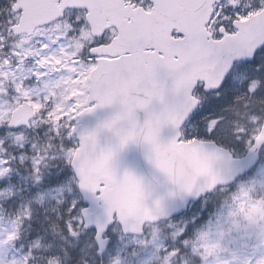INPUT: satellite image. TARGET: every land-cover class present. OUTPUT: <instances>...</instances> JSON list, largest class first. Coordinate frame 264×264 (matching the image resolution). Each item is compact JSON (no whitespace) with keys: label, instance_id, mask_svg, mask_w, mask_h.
Segmentation results:
<instances>
[{"label":"rangeland","instance_id":"obj_1","mask_svg":"<svg viewBox=\"0 0 264 264\" xmlns=\"http://www.w3.org/2000/svg\"><path fill=\"white\" fill-rule=\"evenodd\" d=\"M230 2L235 4L239 0ZM3 7L5 12L0 18V206L1 202L15 196L20 203L16 217L11 221H7L0 211V264H24L19 258L23 248L20 253L11 248L16 245L12 242L16 240L20 227L23 228L33 211L43 213L44 207L59 206L70 186L73 184L76 188L73 178H62L64 181L58 185H53L52 181L60 177L56 169L65 170L63 166L74 155V131L78 121L76 107L86 99L92 69L86 70V77H82L80 72L83 69L77 67L75 59L77 53L74 50L59 51L67 34L69 15L52 26L37 29L33 35L15 37L8 27L18 18L0 0V10ZM245 84L247 89H252L255 84V93L264 96V71L250 72ZM236 94L231 95H235L233 101L226 97L219 100L210 112L206 109L208 115L223 112L230 104L238 106L240 101ZM244 99L251 104L250 97ZM24 100L30 101L38 112L32 129L9 131L10 114ZM231 110L233 108L226 111ZM230 113L238 121L223 126L233 131L224 138L238 143L240 138L249 134L247 139H251L260 127V116L249 109L242 114ZM62 134L64 136L59 137ZM54 138L60 139L56 146L51 145ZM69 146L73 148L64 150ZM193 220H199V224L194 225L181 242L189 256L187 261L182 257L181 264H264V162L252 176L249 174L247 179L196 204L182 219L154 229L147 236L148 242L146 238L133 239L132 243L136 245L134 263L169 264L180 249L169 251L165 256L167 249L163 243L168 245L172 241L173 248L183 226ZM126 244L120 240V253L124 254ZM16 248L18 250V245ZM32 248L43 259L40 264H60L56 257L44 260L38 254L52 250L43 237L36 238ZM121 264L133 262L124 259Z\"/></svg>","mask_w":264,"mask_h":264},{"label":"snow or ice","instance_id":"obj_2","mask_svg":"<svg viewBox=\"0 0 264 264\" xmlns=\"http://www.w3.org/2000/svg\"><path fill=\"white\" fill-rule=\"evenodd\" d=\"M90 7L98 19L87 16V8L70 13L67 34L59 51L74 50L77 53L75 59L77 67L83 69L80 72L82 77H86V70L101 68L103 75L95 86L101 91L100 94L93 93L95 103L97 107L119 104L120 113L116 120L122 117L133 119L138 110L147 111L149 106H160V114L156 117L149 114L141 126L142 130H147L144 141L157 152L175 147L171 141L167 144L159 142L158 130L162 125L176 127L185 140L215 135L220 118L213 126L212 120H205L207 113L202 109L206 107L210 112L224 97L245 93L248 74L264 71V43H261L251 57L234 62L217 87L210 88L206 79H201L191 85L189 91L193 74L200 71L194 67L198 63L194 50L197 47L206 50L199 57L200 61L210 63L217 57L224 58L225 53L217 46L241 31L236 27L237 18H244L249 13H264V0H239L235 4L230 0H212V10L206 22L202 17L189 22L187 13L196 7L194 0H96ZM252 87L255 88V84ZM170 93L173 100L182 95L188 106L194 100L199 103L186 114L170 115L166 104ZM185 124L193 136L181 131ZM136 126L134 121L133 127ZM126 143L127 140L122 141L119 147L122 149ZM262 162L264 158L252 150L230 159L228 169L235 175L232 185L242 177L252 176ZM184 211L186 209L178 207L170 216L180 220ZM196 224L199 220L185 224L175 246L164 252L167 256L169 251L180 249L169 264H181L186 251L181 242Z\"/></svg>","mask_w":264,"mask_h":264},{"label":"water","instance_id":"obj_3","mask_svg":"<svg viewBox=\"0 0 264 264\" xmlns=\"http://www.w3.org/2000/svg\"><path fill=\"white\" fill-rule=\"evenodd\" d=\"M94 3L96 0H18L16 8L24 12L14 30L17 34L32 32L36 27L61 19L66 9L87 8V16L98 19L90 7ZM194 3L196 7L187 13L189 22L201 17L206 22L212 10V0H194ZM236 27L241 30L237 36L226 38L222 45L217 46L225 53L224 58L217 57L210 63L200 61L199 57L206 50L200 47L194 50L198 57L194 67L200 71L193 74L189 91L191 85L201 79H206L208 86L214 89L234 62L251 57L264 43V13L237 21ZM102 75L99 66L92 72L87 102L95 101L93 93L100 94L101 90L95 86ZM196 103L198 101L194 100L188 106L182 95L173 100L171 93L166 98L169 114L173 116L186 114ZM160 111V106L153 105L147 111L138 110L133 119L122 117L116 120L120 105L114 103L103 107L95 105L80 114L81 125L76 132L80 148L76 151L72 167L85 201L95 208L94 213L84 214V217L87 228L98 230L97 242L102 250L107 245L102 235L113 223L115 215L125 234H142L145 223L168 219L178 207L186 209L191 200L197 201L218 186L230 185L235 179L234 173L228 169V161L234 158L228 150L199 140L180 143L181 135L171 124L160 126L158 140L164 144L174 142L173 149L157 152L146 143L144 136L147 130H142L141 126L149 114L156 117ZM33 117L35 113L25 103L14 111L10 126L17 127L20 122L28 126ZM124 140L127 143L121 149L119 146ZM263 145L264 126L250 150L260 156ZM101 182L105 184L104 188H100ZM97 192H101V196L97 197Z\"/></svg>","mask_w":264,"mask_h":264},{"label":"flooded vegetation","instance_id":"obj_4","mask_svg":"<svg viewBox=\"0 0 264 264\" xmlns=\"http://www.w3.org/2000/svg\"><path fill=\"white\" fill-rule=\"evenodd\" d=\"M70 198V200L72 201V200H75L76 198H78L74 193H72V196H70L69 197ZM78 207H79V203H77V206H76V209L78 210ZM105 237H109L112 241H111V247L109 246V248H108V250L104 253V254H106L107 252H109V254H108V256H107V259H106V261H107V263H109L111 260H112V258L113 257H120L121 259L120 260H122V263H123V261H124V259H129L131 262H133V264H135L134 263V259H133V257H132V251L131 250H129L128 249V247H127V249H126V251H125V254H119V253H117L116 251H114V250H117V249H114V248H116V243H117V236L112 232V230H110L107 234H106V236ZM110 249V250H109ZM128 252V253H127ZM104 254H102V255H99V254H95L93 257H91V261L92 262H95V261H97L98 260V257L100 258V260H101V262H104V260H103V255Z\"/></svg>","mask_w":264,"mask_h":264},{"label":"trees","instance_id":"obj_5","mask_svg":"<svg viewBox=\"0 0 264 264\" xmlns=\"http://www.w3.org/2000/svg\"><path fill=\"white\" fill-rule=\"evenodd\" d=\"M229 119L230 120H232V119H234V116L232 115V116H230L229 117ZM40 224H47V223H40ZM38 233L39 234H47V231H46V228L43 226V228H39V230H38ZM43 236H46V235H43ZM57 236H59L56 240H54V241H50V239H49V236H47V239L49 240V243H51V244H57L58 242H59V240H60V238H61V236L60 235H57ZM32 238V236L31 237H29L28 239H31ZM47 241V240H46ZM14 242H16V245L15 246H25V248H28V241L26 240V238H25V236L24 235H22V233H20V236L18 237V239H16V241H14ZM14 242H12V244H14ZM48 242V241H47ZM64 264V263H63ZM65 264H67V263H65Z\"/></svg>","mask_w":264,"mask_h":264}]
</instances>
